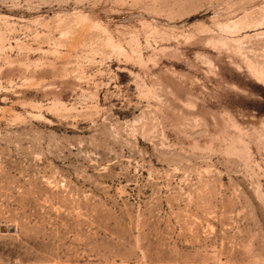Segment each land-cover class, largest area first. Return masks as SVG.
<instances>
[{
	"label": "rangeland",
	"instance_id": "374dc122",
	"mask_svg": "<svg viewBox=\"0 0 264 264\" xmlns=\"http://www.w3.org/2000/svg\"><path fill=\"white\" fill-rule=\"evenodd\" d=\"M264 264V0H0V263Z\"/></svg>",
	"mask_w": 264,
	"mask_h": 264
},
{
	"label": "built area",
	"instance_id": "2783aa9c",
	"mask_svg": "<svg viewBox=\"0 0 264 264\" xmlns=\"http://www.w3.org/2000/svg\"><path fill=\"white\" fill-rule=\"evenodd\" d=\"M0 264H43V263H41V262H30V261H26V262L10 261V262L0 263Z\"/></svg>",
	"mask_w": 264,
	"mask_h": 264
}]
</instances>
